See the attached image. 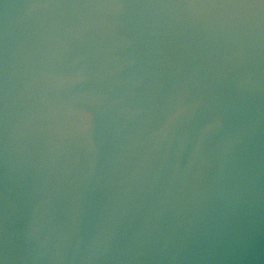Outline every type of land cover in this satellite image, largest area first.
<instances>
[{
    "label": "water",
    "instance_id": "1",
    "mask_svg": "<svg viewBox=\"0 0 264 264\" xmlns=\"http://www.w3.org/2000/svg\"><path fill=\"white\" fill-rule=\"evenodd\" d=\"M0 264H264V0H0Z\"/></svg>",
    "mask_w": 264,
    "mask_h": 264
}]
</instances>
